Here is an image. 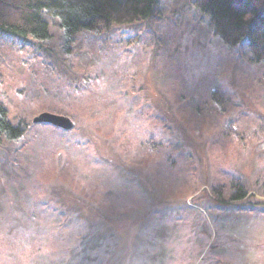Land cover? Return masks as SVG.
I'll list each match as a JSON object with an SVG mask.
<instances>
[{
    "label": "rangeland",
    "instance_id": "374dc122",
    "mask_svg": "<svg viewBox=\"0 0 264 264\" xmlns=\"http://www.w3.org/2000/svg\"><path fill=\"white\" fill-rule=\"evenodd\" d=\"M193 1L82 32L69 52L49 17L45 42L0 32V103L25 129L0 139V264H264V64ZM233 178L243 201L215 194Z\"/></svg>",
    "mask_w": 264,
    "mask_h": 264
},
{
    "label": "trees",
    "instance_id": "16d2710c",
    "mask_svg": "<svg viewBox=\"0 0 264 264\" xmlns=\"http://www.w3.org/2000/svg\"><path fill=\"white\" fill-rule=\"evenodd\" d=\"M159 1L0 0V32L20 39L32 38L45 42L51 38L50 25L46 20L49 17L58 22L64 34L66 52H69L76 35L107 31L113 26L129 25L151 18L155 15ZM193 5L201 16L208 19L210 30L227 49L234 51L244 47L253 63L264 64V0H194ZM212 100L218 106L223 103V97L218 91L212 93ZM204 122H196L195 132L203 130ZM24 134V127L13 125L7 109L0 103V139L18 141ZM145 145L147 149L157 146L154 139ZM140 150L137 153L138 163H148L151 155L142 154ZM121 152L128 158L132 151L123 144ZM69 168V164L64 166L65 175ZM155 178L158 185L163 187L159 172ZM223 190L229 191L230 199L234 202L248 197L246 186L235 178L229 186L220 185L214 191L220 198Z\"/></svg>",
    "mask_w": 264,
    "mask_h": 264
},
{
    "label": "water",
    "instance_id": "95a60500",
    "mask_svg": "<svg viewBox=\"0 0 264 264\" xmlns=\"http://www.w3.org/2000/svg\"><path fill=\"white\" fill-rule=\"evenodd\" d=\"M34 123L51 125L64 131H70L74 128V123L70 118L50 113L39 115L34 119Z\"/></svg>",
    "mask_w": 264,
    "mask_h": 264
}]
</instances>
